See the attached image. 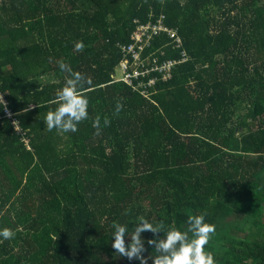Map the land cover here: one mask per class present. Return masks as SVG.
<instances>
[{"label": "trees", "instance_id": "trees-1", "mask_svg": "<svg viewBox=\"0 0 264 264\" xmlns=\"http://www.w3.org/2000/svg\"><path fill=\"white\" fill-rule=\"evenodd\" d=\"M159 20L173 36L152 34L124 81L122 47ZM153 58L174 61L165 77ZM58 61L88 81L75 132L44 122ZM0 91L28 144L0 108V227L15 231L0 264H140L112 248L114 225L126 243L141 217L159 225L141 233L150 257L147 239L200 213L216 264H264V0H0Z\"/></svg>", "mask_w": 264, "mask_h": 264}, {"label": "clouds", "instance_id": "clouds-1", "mask_svg": "<svg viewBox=\"0 0 264 264\" xmlns=\"http://www.w3.org/2000/svg\"><path fill=\"white\" fill-rule=\"evenodd\" d=\"M84 43L78 41L74 44L77 51L84 48ZM58 67L69 73L63 86L56 94L53 103L57 106L49 110L44 116V122L49 130L56 129L61 132H75L77 124L88 118V97L81 92V88L88 82L79 71H73L63 61H58ZM0 108L6 110V102L0 97ZM121 104L117 103L115 111L119 112ZM100 117L93 120V127L97 132L100 128ZM109 120L104 118L103 124L108 125ZM187 227L184 230L170 228L161 239H147L146 243L155 248L156 255L145 257L141 253L145 251V242L141 233L150 231L160 233L161 227L154 225L148 219L141 217L135 224L130 241L126 243V236H129L127 226L122 224L114 225L111 246L120 256L132 260L133 257L140 261V264H147L150 258L152 264H216L213 253L205 248L210 235L215 232V225L205 220V214L200 213L187 217ZM15 236V231L8 227H0V241L8 240Z\"/></svg>", "mask_w": 264, "mask_h": 264}, {"label": "built area", "instance_id": "built-area-1", "mask_svg": "<svg viewBox=\"0 0 264 264\" xmlns=\"http://www.w3.org/2000/svg\"><path fill=\"white\" fill-rule=\"evenodd\" d=\"M160 31L166 32L170 37L173 36V32L169 30L166 26L161 24V21L159 20L157 24H138L131 34V38L133 39L132 43H129L125 46H123V50L129 54L132 61H129V58H126L125 60H122L120 62L119 70L121 72V79L124 81L130 83L132 78H135L137 75L142 74L144 70L140 69L144 65L143 61L146 59H141V52L143 51V48L148 46L149 39L151 38L152 34L158 33ZM175 40H177L175 38ZM181 60L186 59L185 53L181 52ZM150 61L154 62L152 65V70H157L163 74V77L167 75L168 69L171 66V64L174 62L172 60L166 59L165 61H162L158 63L157 58H153ZM153 82L152 79L148 80V83ZM0 97L4 99L6 102V110H3V116L6 118H9L11 123L13 124L14 129L16 132L24 135V131L19 127L18 120L16 116L14 115V112L9 108L7 104V100L4 96V94L0 91ZM22 139L26 143L27 147V139L23 136Z\"/></svg>", "mask_w": 264, "mask_h": 264}, {"label": "crops", "instance_id": "crops-1", "mask_svg": "<svg viewBox=\"0 0 264 264\" xmlns=\"http://www.w3.org/2000/svg\"><path fill=\"white\" fill-rule=\"evenodd\" d=\"M242 221V220H241ZM232 224H234L235 228L238 229L239 228V222L237 220L232 221ZM235 233H238V231L234 230Z\"/></svg>", "mask_w": 264, "mask_h": 264}, {"label": "rangeland", "instance_id": "rangeland-1", "mask_svg": "<svg viewBox=\"0 0 264 264\" xmlns=\"http://www.w3.org/2000/svg\"><path fill=\"white\" fill-rule=\"evenodd\" d=\"M120 71V70H119Z\"/></svg>", "mask_w": 264, "mask_h": 264}]
</instances>
